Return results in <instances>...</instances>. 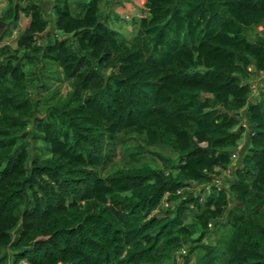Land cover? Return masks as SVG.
I'll use <instances>...</instances> for the list:
<instances>
[{
    "label": "trees",
    "instance_id": "16d2710c",
    "mask_svg": "<svg viewBox=\"0 0 264 264\" xmlns=\"http://www.w3.org/2000/svg\"><path fill=\"white\" fill-rule=\"evenodd\" d=\"M42 1L0 13V264H264V0H145L128 40Z\"/></svg>",
    "mask_w": 264,
    "mask_h": 264
},
{
    "label": "rangeland",
    "instance_id": "374dc122",
    "mask_svg": "<svg viewBox=\"0 0 264 264\" xmlns=\"http://www.w3.org/2000/svg\"><path fill=\"white\" fill-rule=\"evenodd\" d=\"M8 1L9 0H0V13L5 8ZM144 3H145V0H107L106 2L102 4L101 11L103 13V16H106L107 18H109L111 27L114 28L116 31H118L120 34H122L128 40L132 36L133 30H134L132 20L143 17L146 14L145 9H144ZM41 4H42L43 9H45V12L47 13V19H49V21L52 22L53 18L51 17V14H52L51 13V10H52L51 1L43 0ZM28 22H29L28 19L22 17L20 21V30H17L16 32H14L12 38L5 39L0 44L5 43V44L11 45L12 47H15V42L18 36L20 35V32L22 31L21 29H24V27L28 25ZM49 30H52V26L50 27ZM257 81H258L257 90H258V93H260V90L264 86V78L258 79ZM58 87H59L60 94H65L69 90L66 84H60L58 82H53L51 89L58 88ZM113 162H114V165L126 163V158L122 154L121 146L117 147L115 157L113 158ZM238 162L236 161L232 162L233 170L235 166L238 165ZM221 176H222L221 178H223L224 176V179L221 182V185H219V187L221 188L224 186L226 182L233 179L232 177L230 178L231 175H229L226 171L223 172ZM215 237H216L215 234L210 235L209 238H207L204 242L214 243ZM20 264H27V263L23 261Z\"/></svg>",
    "mask_w": 264,
    "mask_h": 264
},
{
    "label": "built area",
    "instance_id": "2783aa9c",
    "mask_svg": "<svg viewBox=\"0 0 264 264\" xmlns=\"http://www.w3.org/2000/svg\"><path fill=\"white\" fill-rule=\"evenodd\" d=\"M255 90V88H253ZM238 149H240V147H238ZM232 160H236L237 158V152H234L231 156Z\"/></svg>",
    "mask_w": 264,
    "mask_h": 264
}]
</instances>
